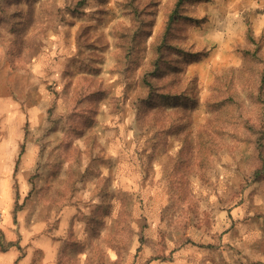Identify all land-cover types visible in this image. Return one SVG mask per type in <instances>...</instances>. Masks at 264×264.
<instances>
[{
	"label": "rangeland",
	"instance_id": "374dc122",
	"mask_svg": "<svg viewBox=\"0 0 264 264\" xmlns=\"http://www.w3.org/2000/svg\"><path fill=\"white\" fill-rule=\"evenodd\" d=\"M176 2L0 0V264H264V0H187L153 111Z\"/></svg>",
	"mask_w": 264,
	"mask_h": 264
},
{
	"label": "trees",
	"instance_id": "16d2710c",
	"mask_svg": "<svg viewBox=\"0 0 264 264\" xmlns=\"http://www.w3.org/2000/svg\"><path fill=\"white\" fill-rule=\"evenodd\" d=\"M186 1L187 0H177V2L175 3L174 8L169 14L168 19L166 21V25L163 30L162 37L160 38L161 40L156 47V54H158L159 57L153 63L152 70H148L144 73L143 80L145 87L149 93V98L147 102H150V109L153 111L159 109V106H157L156 104L158 102L156 100V97L158 96L159 86H157L155 82L167 78L169 76L168 73L169 72L172 73V69L174 68L173 65L171 64L172 61L168 62L166 59L167 53L172 50V47H170L168 43L174 25L181 19V16L179 15L180 8ZM250 39L252 40L254 39L253 34H250ZM186 99L187 98H185V100ZM171 100H173V98L166 101L165 105L167 108L165 109H169ZM262 146L263 144L259 143V156L261 157V159H263V153L261 149ZM261 173H264V164L259 169H257L256 175H260ZM12 245H13L12 243H9V246Z\"/></svg>",
	"mask_w": 264,
	"mask_h": 264
}]
</instances>
